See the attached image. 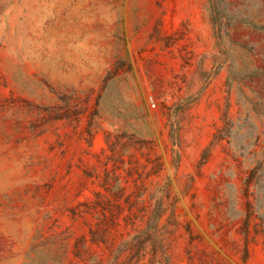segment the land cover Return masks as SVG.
Wrapping results in <instances>:
<instances>
[{
	"label": "rangeland",
	"instance_id": "374dc122",
	"mask_svg": "<svg viewBox=\"0 0 264 264\" xmlns=\"http://www.w3.org/2000/svg\"><path fill=\"white\" fill-rule=\"evenodd\" d=\"M0 264H264V0H0Z\"/></svg>",
	"mask_w": 264,
	"mask_h": 264
},
{
	"label": "trees",
	"instance_id": "16d2710c",
	"mask_svg": "<svg viewBox=\"0 0 264 264\" xmlns=\"http://www.w3.org/2000/svg\"><path fill=\"white\" fill-rule=\"evenodd\" d=\"M177 127H172L171 137L173 139L178 136ZM210 148H206L204 152V158L208 156ZM165 212L164 201L158 200L154 207L147 211V216L145 217V226L140 229V231L134 236L132 240H127L126 248H130L131 250H137V257L142 258L144 253L142 250L145 249L148 245H152L157 247V244L164 246V239L161 234V221ZM92 241L97 242V233L95 231H91Z\"/></svg>",
	"mask_w": 264,
	"mask_h": 264
},
{
	"label": "built area",
	"instance_id": "2783aa9c",
	"mask_svg": "<svg viewBox=\"0 0 264 264\" xmlns=\"http://www.w3.org/2000/svg\"><path fill=\"white\" fill-rule=\"evenodd\" d=\"M152 104H153V105H156V102H155V101H152Z\"/></svg>",
	"mask_w": 264,
	"mask_h": 264
}]
</instances>
